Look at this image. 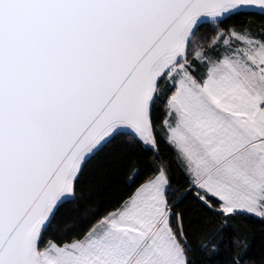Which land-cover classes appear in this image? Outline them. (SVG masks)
I'll return each mask as SVG.
<instances>
[{"label": "snow or ice", "instance_id": "1", "mask_svg": "<svg viewBox=\"0 0 264 264\" xmlns=\"http://www.w3.org/2000/svg\"><path fill=\"white\" fill-rule=\"evenodd\" d=\"M242 16L264 0H0V264H194V242L264 264L235 226L264 222V24ZM116 142L130 191L102 205L82 178Z\"/></svg>", "mask_w": 264, "mask_h": 264}, {"label": "trees", "instance_id": "2", "mask_svg": "<svg viewBox=\"0 0 264 264\" xmlns=\"http://www.w3.org/2000/svg\"><path fill=\"white\" fill-rule=\"evenodd\" d=\"M231 23H250L255 27H260L264 24V18L259 16H242L231 21ZM133 150L125 144L116 142L107 149H105L99 156H97L86 168L82 182L85 185L91 186L98 203L105 205L123 195H127L130 191L126 187V180L124 176V165L126 164V156L130 155ZM162 153L168 155L167 150L162 146ZM174 183H178L181 188L184 186V180L181 176L174 173ZM181 209L186 212L187 220H196V208L194 203L189 200L186 201ZM70 206H65L61 209V215L70 213ZM237 226L243 233L248 236L252 245L251 251L254 258L259 259L264 256V222H260L255 218H237L235 221ZM215 227V225L213 226ZM228 258V255H222L213 259L212 257L203 256L195 242L193 243L194 264H208L212 260V264H223Z\"/></svg>", "mask_w": 264, "mask_h": 264}]
</instances>
